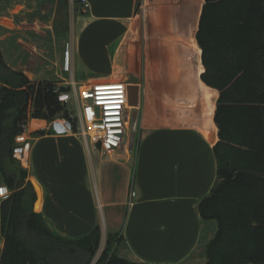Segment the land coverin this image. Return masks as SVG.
<instances>
[{
    "label": "crops",
    "instance_id": "obj_1",
    "mask_svg": "<svg viewBox=\"0 0 264 264\" xmlns=\"http://www.w3.org/2000/svg\"><path fill=\"white\" fill-rule=\"evenodd\" d=\"M86 1L84 12L82 0H0L4 60L36 83H127L130 103L137 106L133 129H140V137L111 154L93 150L99 155L95 168L78 135L54 134L47 120L32 118L27 179L37 189L35 210L73 238L100 224L103 239L118 235L115 252L134 262L205 264L217 223L203 220L198 205L216 180L218 92L200 80L204 67L195 35L204 0ZM169 35L183 36L198 50L196 81L188 94L169 90L177 81L171 71L147 78L152 41ZM148 81L166 86L156 88L146 103ZM186 99L196 107L178 108ZM34 120L46 124L32 129ZM38 130L45 134H35ZM0 185H5L1 178ZM3 247L0 229V254Z\"/></svg>",
    "mask_w": 264,
    "mask_h": 264
},
{
    "label": "trees",
    "instance_id": "obj_2",
    "mask_svg": "<svg viewBox=\"0 0 264 264\" xmlns=\"http://www.w3.org/2000/svg\"><path fill=\"white\" fill-rule=\"evenodd\" d=\"M195 38L204 67L200 80L218 92L216 180L198 205L203 220L217 223L205 264H264V0H204ZM57 88L69 90L32 82L6 63L0 49V178L10 191L0 204V264H177L121 257L114 248L121 238L113 234L100 252V224L73 238L35 210L37 189L13 157L15 137L30 118L58 117Z\"/></svg>",
    "mask_w": 264,
    "mask_h": 264
},
{
    "label": "built area",
    "instance_id": "obj_3",
    "mask_svg": "<svg viewBox=\"0 0 264 264\" xmlns=\"http://www.w3.org/2000/svg\"><path fill=\"white\" fill-rule=\"evenodd\" d=\"M84 12L89 4L82 0ZM67 91L55 90L58 101L67 105L74 99L77 113L58 116L48 122L49 128L57 135H78L90 153L98 150L102 154H111L130 143L132 106L129 86L120 81H100L78 84L74 80L63 84ZM28 124V123H27ZM23 126V131L15 137L16 146L13 157L27 169L32 149L31 133ZM10 194L6 185H0V198ZM134 192L131 193V196Z\"/></svg>",
    "mask_w": 264,
    "mask_h": 264
},
{
    "label": "rangeland",
    "instance_id": "obj_4",
    "mask_svg": "<svg viewBox=\"0 0 264 264\" xmlns=\"http://www.w3.org/2000/svg\"><path fill=\"white\" fill-rule=\"evenodd\" d=\"M72 14V17H71ZM71 14L69 16V22H72L73 16H74V6H71ZM174 39V40H173ZM176 39V40H175ZM176 41V42H175ZM153 45V51L154 57L152 62L146 67L147 71L149 72L147 78L149 80H153L154 78L158 79L159 76H164L165 74L169 71H171L170 75L172 78H176L177 81L174 82V84H169V90H175L178 93H183L188 92L190 93L193 90V85L194 82L196 81V76H197V70H195V65L197 66L198 69V50H196V47L194 46H189L187 42H185L183 36H176V38L171 35L169 36H164L160 40L157 41H152ZM158 62V63H157ZM153 64V65H152ZM158 64V65H157ZM163 64V65H160ZM155 65V66H154ZM194 66V67H193ZM168 71V72H167ZM176 75V77H175ZM158 76V77H157ZM54 78V76H52ZM169 78V77H167ZM168 85V84H167ZM161 86V87H160ZM166 86V83H154L148 81L145 83V86L143 87V97L145 96V102L147 103L148 96L151 95V93L158 88L161 90L163 87ZM139 88V87H138ZM137 90H133L135 93ZM199 101V100H198ZM145 103V105H146ZM193 105L196 107L197 102L193 100V103L189 100L186 99L185 101H180L179 105L177 106L180 109L187 108L190 110ZM134 106V105H131ZM134 109L132 110L131 114V130L129 132L128 138L130 140V143L132 145H135L136 141H138L140 137V129H133V122H134V116H135V111L137 110V106L133 107ZM69 113H77V106L72 99L67 105L63 106V111L58 114V116H62L65 112ZM141 112H139V118H140ZM32 118L28 120V123L30 122ZM34 119V118H33ZM35 121V120H34ZM27 129H28V124H27ZM85 150L87 152V156L91 157L92 164L96 168L97 163H98V156L96 155L99 153V151H96V155H94V152H88L86 147ZM90 163V161H89ZM133 166V165H132ZM132 168V167H131ZM94 188V187H93ZM97 203L99 204V201L97 200ZM99 216L100 220L103 225V216L101 212V208H99ZM105 239L102 241L101 249L100 252L104 246Z\"/></svg>",
    "mask_w": 264,
    "mask_h": 264
},
{
    "label": "bare ground",
    "instance_id": "obj_5",
    "mask_svg": "<svg viewBox=\"0 0 264 264\" xmlns=\"http://www.w3.org/2000/svg\"><path fill=\"white\" fill-rule=\"evenodd\" d=\"M45 124L46 123L44 121L35 120V121H32L31 128L32 129L40 128V127L45 126Z\"/></svg>",
    "mask_w": 264,
    "mask_h": 264
}]
</instances>
